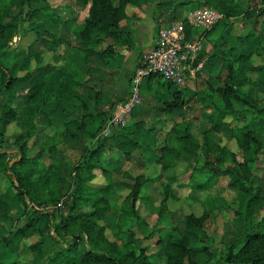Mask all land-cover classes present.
I'll return each instance as SVG.
<instances>
[{
  "label": "trees",
  "instance_id": "1",
  "mask_svg": "<svg viewBox=\"0 0 264 264\" xmlns=\"http://www.w3.org/2000/svg\"><path fill=\"white\" fill-rule=\"evenodd\" d=\"M49 1L0 0V181L6 180L10 185L5 191L0 189V222L9 220L16 208L21 210L17 220L22 223L10 232V237L0 236L3 246L16 251L23 239L37 236L40 240L24 252L34 254L35 261L41 264H206L205 259L213 257L214 244L206 231L209 217L206 212L201 216L187 215L181 228L173 227L160 236L163 238L157 241L156 263L138 245L131 227L122 229L138 218L139 208L134 209V203H141V190L146 182L142 175L134 177L124 170L123 164L136 161L139 167H145L155 163L168 171L201 150L204 162L196 168L187 166L186 179L170 177L168 183L205 191L213 180L226 176L228 187L238 192L235 216L239 231L227 244L222 263L264 264V188L253 172L264 145V75L256 85L263 97H254L241 89L248 81L247 72L264 71L263 67L254 66L252 59L253 55H264V30L256 28L264 16V0H252L247 11L235 0H203L221 15L205 33L212 48L209 68L216 75L204 81V87L190 97L201 105L207 126L200 124L197 137L192 123L176 124L170 132L175 143L166 141L162 145L157 136L163 123L137 117L126 127L114 129L109 137H100L115 102L110 103V111L104 110L103 98L111 100V97L106 94L101 97L95 87H101L103 80L94 77L108 72L113 63L122 66L124 56L120 49L134 47L133 31L122 25L127 19L126 8L142 7L151 0H72L78 8H88V14L72 32L74 45L69 48L66 62L54 65L51 71L38 66L30 72L31 59L21 52L22 60L6 66L16 33L33 34L38 43L49 42L55 50L65 44L62 38L55 39L57 30L70 33L78 15L63 22L55 12L46 13L49 5L32 7ZM166 5L175 6L176 13L184 4L170 0ZM25 11L29 20L39 17L41 22L22 28L18 21ZM242 17L252 23V29L233 36V26ZM7 19L9 22L4 23ZM183 21L186 38L190 39L193 29ZM35 59L39 64V56ZM216 63L220 66L217 69ZM82 76L86 79L82 80ZM156 80L160 83L161 77H144L141 91H152ZM162 85L165 93L157 96L160 101L157 116L185 117L191 107L185 105L183 89L167 81ZM227 117L242 122L243 126L239 130L230 129V124L224 121ZM10 124L20 128L12 145L17 151L13 163L4 151L5 130ZM58 126L63 128L59 142L51 136L47 151L36 149L45 130ZM223 130H229L236 139L241 161L216 143L215 134ZM35 149L36 153L31 154ZM66 150H77L78 159L68 160ZM57 152L61 154L59 158ZM107 153L111 156L107 157ZM46 154L52 159L49 164L45 163ZM98 175L105 184H94ZM197 176L206 178L199 182ZM122 179L131 185L127 187ZM118 188L129 189L125 203L130 214L119 212L116 207L114 195ZM161 193L164 199L160 207L164 209L170 185H165ZM161 208L155 210L161 213ZM108 230L116 231V237H125L126 243L120 246L108 239ZM45 240L51 245L45 246Z\"/></svg>",
  "mask_w": 264,
  "mask_h": 264
},
{
  "label": "rangeland",
  "instance_id": "2",
  "mask_svg": "<svg viewBox=\"0 0 264 264\" xmlns=\"http://www.w3.org/2000/svg\"><path fill=\"white\" fill-rule=\"evenodd\" d=\"M153 1L155 2L154 6L161 7V11L165 13V15L162 16L163 20L167 22H182L183 26L185 25V23H183V19L186 20L191 12L204 8L212 9V7L206 5L203 0H178L180 4L183 3L184 5L180 6V9L178 8L175 13V6H169V9H165V7L167 6L166 3H168L170 0ZM235 1L245 11L249 9L252 3V0ZM114 2H117V0H114ZM46 5H49L48 8L46 7ZM32 7H46V13L55 12L59 16V20L63 22L70 20L72 17L77 18V15L78 20L76 19L75 24L71 26L70 33H66L65 31H62L61 28H58L55 39L62 38L65 44L60 46L57 50L51 48L49 46V42L38 43L35 40V36L33 34L20 36L18 35V33H16L13 38L11 49L9 50L10 52L7 56L5 65L10 66L17 60H22L24 56L21 55V52H23L25 53V56H28L31 59L28 71H34L36 68H38V66L46 72L51 71L54 65H61L66 62L69 48L70 46L74 45V35L72 34V32L77 30V27H79L83 23L85 17L87 16V8H78L77 4L72 0H50L48 4L38 2L33 4ZM26 13V11L21 13L18 21L19 23H21L22 28H26L31 23L35 25L41 22V19L39 17H34L32 18V20H29ZM263 19L264 16L261 18L260 24L256 26V28L260 31L264 30ZM8 22V19L4 21V23ZM125 22H127V19L125 20ZM128 24L130 23L128 22ZM129 29L132 30L131 27H129ZM192 29L193 33L190 36V40L193 43L200 44L201 46L200 55L203 54V58H200V60L203 61V67L197 75L196 83L191 84V86L183 89L184 99H186L185 105L191 107L187 108L185 117L177 116V114L157 116L158 114L156 111V107L160 104V101H158V97L160 94L165 93V88L163 87L162 83H165L166 81L161 78L160 83H157V80L155 81V83L153 84V90H150L151 92H148V90L144 92L141 91V104L137 109L133 111L128 120V124L134 122V119H136V117L143 118L147 122H150L152 120H160L163 124L159 128L157 140L161 145L163 143L166 144V141H168L169 144L175 143V141L173 140L174 136L171 137L170 132L176 124L183 123L184 121L192 123V131L196 135L200 130L201 123H203L204 126H207L205 119L201 115V105L195 102L197 101L195 97L191 99L190 97L192 96V93L197 89L204 87V81L208 80L209 77H214L216 73H212V69L210 71L209 68L210 59L213 58L209 55V53L212 51V48L205 39V33L208 30H205L203 28ZM251 29L252 23L248 19H245V17H242L240 19H237V21L235 22L232 30V35H244L249 33ZM68 43H71V45H68ZM108 43H110V41ZM129 50H132V48L128 50L122 49L120 51L123 56H126L127 52L125 51L129 52ZM38 56L40 58L39 64L35 59V57ZM252 59L254 66L264 68V55H253ZM214 66L216 69L220 67L218 63H216ZM137 67H139V62L135 66L123 63L120 67H117V65L113 63L108 72H106L105 74L94 75L95 79L103 80L102 84H100L101 87H95L96 90H99L98 92L99 94H101V97L103 96V94L111 97V100H106L105 97H102L103 100L101 102V106L104 107L105 111H107V107L110 108V103H117L119 101L125 100L128 97L130 82L133 75L135 74ZM263 75V69L259 72H247L246 77L248 81L241 88L242 91L245 93H250L254 97H263L262 91H260L258 86H256L258 81L260 82V80L262 79ZM82 77V80L86 79V76ZM199 80H201L200 83H198ZM156 92H158L159 94L157 95ZM155 94L156 96H154ZM107 101H109V103ZM155 115L156 117L154 118ZM224 121L230 124V129L239 130L243 126L242 122L234 121L231 117L225 118ZM62 130L63 128L61 126L46 129L43 133V136L40 138V145L36 149L42 148L44 150L46 149L47 151L49 138L52 136L56 142H59V134ZM19 132L20 128L16 124L8 125L5 130L4 151H6L11 157V163L16 161L17 151H15L12 145ZM214 137L216 143L219 146L224 147L229 152L234 153L239 161L242 160L240 151L237 147L236 139L232 136V133L229 132V130H223L222 132L215 134ZM199 140H201L200 137ZM36 149L30 153H36ZM56 154L58 155V158L61 155L60 153L58 154V152ZM64 155L68 158V160L72 162L76 161L79 157V153L77 152V150H66V152H64ZM106 156L109 157L111 155L110 153H107ZM51 160L52 159L49 158L48 154H46L45 163L49 164ZM203 162L204 158L202 156V151L199 150L196 153L188 155L186 159H182L175 168L169 169L168 171L162 170L161 166L155 163H148L145 165V167H139L136 161L126 162L123 164L124 170L129 171V173L134 177L142 175L143 177H145L146 182L142 186L141 190V197H143L141 203H134V209L139 208L138 218H133L134 221L130 224H128L127 222L122 229L123 231H126L129 227H131L132 231L135 233V238L138 241V245L141 248L146 249V253L148 254L149 259L152 263H156L157 241L163 238L160 236H163V234L165 233H169L173 229V227L181 228L184 218L187 215L193 214L195 216H201L204 212H206L209 215L206 222V231L214 239L213 248L211 249L213 257H207V259H205L208 260L206 264H223L222 260L226 255L227 244L235 238L236 234L239 231L238 220L235 216V211L238 208L237 190L228 187L229 179L224 175H221L216 181L213 180L212 186L205 191H198L191 188H181L177 186L176 183H168V179L170 177L183 176V179H186L188 176V172H185L187 166L191 165L192 168H196ZM221 169L223 170L224 167L221 166ZM253 172L259 178L260 184L264 188V145L262 150L258 154L256 163L253 165ZM205 178L206 177L203 176H197V180L199 182H203ZM122 181L127 184V187L131 185L129 182L124 181L123 179ZM94 184H105V180L101 175H98L94 180ZM165 185H170V193L167 195V201L164 204L165 208L162 209L160 207V203L164 199V197L161 191H164ZM9 187V182H7L6 180L0 181V189L2 191H5ZM116 192L117 193L114 195V198L116 199V207L118 208L119 212L130 214L129 205L128 203H125L127 201L129 189L118 188ZM61 205L62 203H60L57 208H60ZM160 208L162 211L161 213H158L155 209L158 210ZM20 212L21 210H17L16 208H14L10 214L9 220H3L0 222L1 237H10V232H14L15 229L22 225L21 221L17 220ZM115 232L116 231L108 230V239L122 246L124 243H126V239L125 237H116ZM1 237L0 264H41V262L37 263L35 261L34 254L24 252L25 248H27L31 244L36 243L40 240V238H38L37 236L25 238L16 251H11L3 246V243H1ZM44 243L47 247L51 245L47 240H45ZM49 251H51V249ZM160 264L163 263L161 262Z\"/></svg>",
  "mask_w": 264,
  "mask_h": 264
},
{
  "label": "built area",
  "instance_id": "3",
  "mask_svg": "<svg viewBox=\"0 0 264 264\" xmlns=\"http://www.w3.org/2000/svg\"><path fill=\"white\" fill-rule=\"evenodd\" d=\"M220 18L218 12L204 8L191 12L186 22L192 28L209 30ZM200 52V44L186 38L182 22L165 23L158 20L153 45L140 56L139 67L130 82L128 97L115 103L112 111L109 107L106 108L110 111V119L100 137H109L113 129L127 126L133 111L141 104V84L144 77L159 75L179 89L195 84L203 67V61L199 58Z\"/></svg>",
  "mask_w": 264,
  "mask_h": 264
},
{
  "label": "crops",
  "instance_id": "4",
  "mask_svg": "<svg viewBox=\"0 0 264 264\" xmlns=\"http://www.w3.org/2000/svg\"><path fill=\"white\" fill-rule=\"evenodd\" d=\"M154 3L155 2L151 0L148 5L142 7L129 6L126 8L127 22H123L122 25L127 28L131 27L133 31L134 47L132 50H129V52L125 51L127 55L124 56L123 63L131 64L132 66L138 64L141 54L150 49L153 45L158 20L167 23V21L163 20L162 16H164L165 13L161 11L162 8L154 6ZM165 9H169V6H166ZM86 14H88V8ZM128 22L130 24H128Z\"/></svg>",
  "mask_w": 264,
  "mask_h": 264
}]
</instances>
